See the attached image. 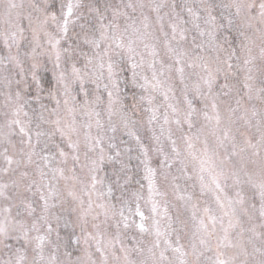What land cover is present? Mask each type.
Listing matches in <instances>:
<instances>
[{
    "label": "snow or ice",
    "instance_id": "snow-or-ice-1",
    "mask_svg": "<svg viewBox=\"0 0 264 264\" xmlns=\"http://www.w3.org/2000/svg\"><path fill=\"white\" fill-rule=\"evenodd\" d=\"M177 7L3 4L0 264H264V0Z\"/></svg>",
    "mask_w": 264,
    "mask_h": 264
},
{
    "label": "rangeland",
    "instance_id": "rangeland-1",
    "mask_svg": "<svg viewBox=\"0 0 264 264\" xmlns=\"http://www.w3.org/2000/svg\"><path fill=\"white\" fill-rule=\"evenodd\" d=\"M5 2H6V0H0V13H2V11H3V4H4ZM15 2L18 3V4H23V5L25 6V14H26V12H27V10H28V9H27V6L32 2V0H15ZM115 2H116V3H120V0H115ZM164 2L168 3L169 5H171V4H173V3H175L176 5H179L180 7H177L176 11H177V12H180L181 15H182L185 19H187V12H186V10H183V11H182L183 6H184L185 4H199L200 0H164ZM216 2L219 3L220 0H216ZM164 11L167 12V11H169V9L166 8V9H164ZM153 16H154V14H153ZM21 23H22L23 26L26 27V25H27V21H26V20L21 21ZM0 25H1V29H2V28L4 27V25H2V24H0ZM256 51L258 52L259 49L257 48ZM47 68H48V70H49L50 73H51L52 65H51L50 62L47 64ZM257 104H258V102H257ZM123 137H124V138H123ZM120 138L125 139V138H127V136H121ZM152 166H153V167H156V161H155V158L153 159V164H152ZM140 173H141V178H142V175H143V166H142V165H141ZM141 183H144V184H145V195H146V181H143V180H142ZM139 188H140V185H137V186L135 185V186L130 190V192L128 193L129 195L126 197L127 199L130 200V202H131V206H132L133 208L135 207V200H134V198L132 197V193L135 192V191H137V190H139ZM162 190H163V189H162ZM116 197H119V196L116 195ZM114 202H115V201H114ZM140 203H141V206H142V210H144V209H143V201H140ZM126 214H127V212H126ZM146 215H147V212H146ZM136 219H137V222H139V218L136 217ZM132 234H135V233L133 232ZM61 235H63V230L61 231ZM244 243H246V237L244 238ZM249 250H250V246H249ZM61 251H63V249H62ZM3 258H6V257H3ZM240 258L243 259V257H240Z\"/></svg>",
    "mask_w": 264,
    "mask_h": 264
},
{
    "label": "trees",
    "instance_id": "trees-1",
    "mask_svg": "<svg viewBox=\"0 0 264 264\" xmlns=\"http://www.w3.org/2000/svg\"><path fill=\"white\" fill-rule=\"evenodd\" d=\"M85 3L88 2V0H84ZM57 3H58V0H57ZM85 14L87 15V12L85 10ZM83 22V21H81ZM0 29H1V25H0ZM78 30V28H77ZM44 75L46 76V78H51V73L50 71L48 70L47 72L44 73ZM146 134V133H145ZM124 138V137H123ZM127 138H125V140H127ZM133 155H135V153H133ZM132 165H133V168H132V172H131V175H132V181L130 182V184L127 186L126 190H125V198L129 195L128 193L130 192V190L136 185H140L137 183V181H140L142 182V178H141V173H140V169H141V165L139 166V168H137L136 166L139 164V161L136 160V159H133L131 161ZM115 196L118 195L120 196V192H116L114 194Z\"/></svg>",
    "mask_w": 264,
    "mask_h": 264
}]
</instances>
